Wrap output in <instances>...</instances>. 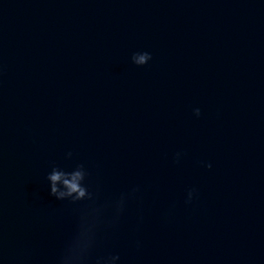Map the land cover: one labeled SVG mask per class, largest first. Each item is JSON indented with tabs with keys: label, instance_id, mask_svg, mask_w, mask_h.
<instances>
[{
	"label": "water",
	"instance_id": "obj_1",
	"mask_svg": "<svg viewBox=\"0 0 264 264\" xmlns=\"http://www.w3.org/2000/svg\"><path fill=\"white\" fill-rule=\"evenodd\" d=\"M0 264H264V0H0Z\"/></svg>",
	"mask_w": 264,
	"mask_h": 264
},
{
	"label": "clouds",
	"instance_id": "obj_2",
	"mask_svg": "<svg viewBox=\"0 0 264 264\" xmlns=\"http://www.w3.org/2000/svg\"><path fill=\"white\" fill-rule=\"evenodd\" d=\"M150 58H151V57H150V54H149V53L138 54V55H136V56L133 57V59H134L137 63H144V62H146L147 60H149ZM194 111H195V114H196L197 116L200 115V109H199V108L194 109ZM180 155H181L180 152H177V153H176V156H177V157H180ZM208 167H211V164H210V163L208 164ZM60 175H61V173H59V172H55V171H54V172L50 175V179H51L53 182H55L57 179L60 178ZM80 178H82V173L79 172V171H77V172L75 173L74 177H73V180L76 181L77 179H80ZM73 190H76V191L78 192V195H80V196H83L84 193H85V190H84L83 188L79 187L78 184L75 183V182H73V183L70 184V186H69V193H67V194H70V192L73 191ZM52 191H53L54 193L57 192V189H56L55 183H53ZM193 191H194V189H189V190H188V200H187V201H191V200H192V198H193ZM57 194H58L59 196H63V195H65L66 193H64V192H58ZM187 201H186V202H187Z\"/></svg>",
	"mask_w": 264,
	"mask_h": 264
}]
</instances>
